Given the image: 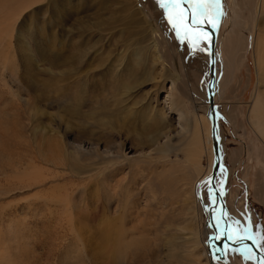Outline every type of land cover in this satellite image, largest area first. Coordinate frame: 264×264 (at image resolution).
Instances as JSON below:
<instances>
[{
	"label": "rangeland",
	"instance_id": "obj_1",
	"mask_svg": "<svg viewBox=\"0 0 264 264\" xmlns=\"http://www.w3.org/2000/svg\"><path fill=\"white\" fill-rule=\"evenodd\" d=\"M226 2L217 22L207 24L219 42L222 168L215 181L224 184V211L215 197L214 203L207 199L202 183L215 163L201 134L206 126L212 137L204 102L207 56L183 33L177 37L160 0H0V264H259L248 244L224 245L225 262L208 243L215 229L207 224L206 205L218 203L216 226L233 236L250 227L264 253V140L249 119L258 91L253 39L259 0ZM155 25L164 40L160 65H153L157 52L148 48ZM77 48L87 74L105 71L124 53L141 76L140 90L131 84L132 112L103 116L109 126L99 134H78L80 121L43 89L52 70L60 74L63 53L78 52L77 58ZM135 50L144 53L139 65ZM260 92L264 96V80ZM179 110L191 121L187 130ZM155 114H164L169 126L152 145L153 129L148 139L143 127ZM210 164V174L197 182Z\"/></svg>",
	"mask_w": 264,
	"mask_h": 264
},
{
	"label": "bare ground",
	"instance_id": "obj_2",
	"mask_svg": "<svg viewBox=\"0 0 264 264\" xmlns=\"http://www.w3.org/2000/svg\"><path fill=\"white\" fill-rule=\"evenodd\" d=\"M183 1H184L183 4L185 3V5H183V6L188 11V14L190 17V13H191L190 2H189V0H183ZM226 1H227L226 3L228 5H231L232 0H226ZM256 12L258 13L257 14L258 28H257V33L254 36L253 40H254V56H255L256 63H257V71H258V82H257L258 85L256 87L258 91H254L253 95H252V102H251L249 119L252 123V126L255 128L257 133L264 140V96L260 92L261 84L263 83V80H264V0H259V6L257 7ZM255 26H257V25H255ZM157 27H158L157 25L154 26V30H152V34H151V38H150V40H152V41H150L148 44V48L150 50L154 49V53H156L158 51V48L164 42V40H161L163 38L161 37V34L157 30ZM206 29H208L207 24H202L200 27V31L201 32H207L208 36H207V39L202 38L201 41H197V45L199 47L204 48V50H205L204 54L207 56L206 66H208V69L210 70L209 62H210L211 33H210V31L208 32L209 29L208 30H206ZM215 32H216V29H215ZM216 39H217V34H216ZM218 43L219 42L217 40V45H216V54H217V58H216V82L215 81L213 82V86H214L215 90L217 88V84L219 83L218 78H217V75L219 72V70H218L219 58H218V51H217L218 45H219ZM242 47H243V45H240V44L238 45L239 49H241ZM119 49H121V47ZM122 49H123V47H122ZM77 50H80L79 55H77L79 57H77V58L74 57V55L78 52H75L73 54L63 53V55L61 56V59L63 61V66L60 69V71H61L60 74H58V73L54 72V70H52L53 73H51L52 76H50V78H49L50 81H49V83L44 84L43 89H45L47 92H49V94L51 93V95H53V94L55 95V103H57L59 105V107L64 110L63 113L65 115L77 118L80 121V124H81L83 129L81 131H79L78 134H80L81 136H83L87 133L99 134L100 131L102 132V131L107 130V128H104V125L109 126L108 122L105 121L103 123V121H104L103 116L110 115V114H117L118 115V114H121L122 112H126L127 116H128V113L131 111V105H128V101L130 100L132 93L135 92V90H133L134 88L131 86V84H135L138 87L137 90L138 89L140 90L142 82L138 84V82H139L138 78H141V76L140 75L138 76L139 73H137L134 69L132 70V66H131L132 64H130L128 58H126L125 56H124L125 58H121L124 53H122V55H121V53H118V55H120V56H118V58H114L113 62L112 61L110 62L112 65L106 66L105 71H98V72H96V74H93L94 72H92V75L87 74L86 71L82 70L83 63H84L83 61H86L85 60L86 57H84L85 54L83 53L82 49L77 48ZM143 54L144 53H142L140 50H135V55H137L140 58V59H138V58L136 59V61H135L136 65H139L141 63L140 60L142 59L141 57ZM113 55H115V54H113ZM133 55H134V53H133ZM56 56H57V54H56ZM58 56H60V55H58ZM162 56H163L162 54L157 52L155 59H153V61H152V63H154L153 65L163 64L161 61ZM131 57H133V56H131ZM77 59H80L79 67L77 69H74V68H72V65L75 63V61ZM100 59L101 58H98V60H100ZM102 60L103 59H101V61ZM100 63L103 64L105 62H99V64ZM54 66H55V64H54ZM54 66H52V67H54ZM111 74H113V75H111ZM97 75H99V76L97 77ZM211 80L212 79L210 78V74H209L207 77V80L204 84V91H205L204 93H205V98H206V100L204 102H205V106L208 108V112H209L208 114H210V103H209V99H208V90H209L210 83L212 82ZM35 90H37V89H35ZM215 95H216V93H215ZM42 98H44V96ZM214 99H215L214 103L216 104V108H217L215 96H214ZM196 100H198V99H196ZM40 102H41V100H40ZM132 104H134V102ZM134 106L135 105H133V107ZM123 108L126 110L124 111ZM198 108H199V106L195 107L196 110ZM202 108H203V106H202ZM40 110L41 109L39 108L37 101H35L34 111L36 113H38V112H40ZM185 113L186 112H184L183 110H179L178 111V115H179L178 120L179 121H186V123H182V127H183V129L187 130L191 127V121L187 117L185 118V116H186ZM127 116L126 117L122 116V118H127ZM210 116H211V114H210ZM110 117H111V115H110ZM160 118H161V121H160ZM118 119H121V118H118ZM210 119H212V117ZM131 120H133V119H131ZM151 120L152 121L156 120L157 125H154V123L150 124ZM66 122L67 123L65 124L66 125L65 128L70 123L67 120V118H66ZM144 123H145V125H144L143 129L146 130L145 132L148 136V139H149V136L151 134L150 133L148 135V132L150 131V129H153L152 134H151V136H153L152 145L158 144L159 139H162L164 136H166L168 134V131H164V129H167L169 126L164 114L161 116H159V114H155L153 117L151 116V117L147 118V120L144 121ZM217 124H218V118H217ZM125 125H127V124H125ZM201 134L203 136V141H204V143L203 142L202 143L204 144V147L206 148V150L209 152V158H210V161H212L213 155H212L210 150H214L213 149V136L212 137L210 136L209 129L206 126L204 127V130ZM211 134H212V128H211ZM138 135H140L139 137L142 138L141 136L143 134L140 133ZM198 136H199V133H198ZM197 145L198 146L200 145V136L198 138V144ZM214 156H215V154H214ZM220 159L222 160V155H220ZM213 160H214V158H213ZM60 164L58 163V165H60ZM56 167H57V165H56ZM211 170L212 169H211V164H210L208 169L205 172L200 173L201 177L197 180V182H201L202 180H204L206 178V176L208 174H210ZM219 170H218L217 177L220 173ZM230 172L231 171L228 170L226 172V174H227L226 176H228L230 174ZM215 185H217V189L219 192V197L216 198V202L220 201L221 204H224V198H223L224 197V194H223L224 184L220 185V183L215 181ZM198 196H199L198 198L203 197L202 195H198ZM202 204L205 205L206 202L203 201ZM210 206L213 207V213H214V206L215 205L211 203ZM208 226L210 227V230L212 231V228H214V227L210 223L208 224ZM216 231H217V229H215V232ZM221 231H223V230H221ZM192 234H193V241L195 243H197V240H198L197 236L194 233H192ZM203 235H206V230H204ZM231 241L237 242L235 239H233ZM208 243H209V239H208ZM244 245H246V244L243 242V244H241V246H244ZM258 260H259L258 262L260 264H264V257L260 256L258 258ZM221 261H226V259L221 260Z\"/></svg>",
	"mask_w": 264,
	"mask_h": 264
},
{
	"label": "snow or ice",
	"instance_id": "obj_3",
	"mask_svg": "<svg viewBox=\"0 0 264 264\" xmlns=\"http://www.w3.org/2000/svg\"><path fill=\"white\" fill-rule=\"evenodd\" d=\"M160 7L167 10L168 22L176 32L177 37H181V33H183L182 39L187 40L193 46L194 51L204 50V48L197 45V41H201L202 38L207 39L208 36L207 32L200 31L201 25L215 24L218 17L223 15L222 0H193L190 5V17L186 15L187 10L184 9L182 0H160ZM202 183L207 189V199L214 203L217 188V185L214 184V178L210 176ZM235 223L238 224L239 222ZM239 232H242L243 236H240L239 233L233 236V233L227 227L221 231L219 225H217V232L212 239L221 240L226 237L228 240L235 239L241 244H243L245 238L254 239L250 227L239 229ZM260 239L264 240V236H260ZM209 246L212 247L211 244Z\"/></svg>",
	"mask_w": 264,
	"mask_h": 264
},
{
	"label": "water",
	"instance_id": "obj_4",
	"mask_svg": "<svg viewBox=\"0 0 264 264\" xmlns=\"http://www.w3.org/2000/svg\"><path fill=\"white\" fill-rule=\"evenodd\" d=\"M184 5H185V3H184ZM208 29L211 33L210 73H211V79H212L211 80L212 82L210 83L209 90H208V99H209V103H210V114L212 117L213 149H214V154L216 156L215 160H214L215 163L213 166V172L211 174V177L214 178V184H215V179H216V176L218 174V170L220 169V166H221L220 143H219V137H218V124H217L218 114H217L216 104L214 103V101H215L214 96H215L216 90L213 86V82L214 81L216 82V58H217L216 45H217V39H216V32H215L214 27L208 26ZM218 197H219V192H218V189L216 188L215 198H218ZM217 204L218 203H215V205H217ZM222 208L225 210L226 206L224 204H222ZM206 209L208 211L207 224L210 223L215 229H217V226H216L215 220H214L213 207L210 205H206ZM216 232L214 234L209 235V245L210 244L212 245V247L209 246V248H210V251L212 252V254L215 258L220 259V260H225L226 259V253L224 251V245H232L233 247H241V243L233 242L231 240H228L226 237H224L221 240L212 239V237L216 234ZM243 242L245 244H248L251 246V250H252L253 254L255 255L257 261H258V258L260 256L264 257V253H262V251L258 249V247L255 245V243L252 239L245 238Z\"/></svg>",
	"mask_w": 264,
	"mask_h": 264
},
{
	"label": "crops",
	"instance_id": "obj_5",
	"mask_svg": "<svg viewBox=\"0 0 264 264\" xmlns=\"http://www.w3.org/2000/svg\"><path fill=\"white\" fill-rule=\"evenodd\" d=\"M231 247V246H230ZM233 247V246H232ZM224 250H225V248H224ZM226 253V252H225ZM227 257V256H226ZM228 260H227V258H226V261L225 262H227ZM237 262H240V260L237 258Z\"/></svg>",
	"mask_w": 264,
	"mask_h": 264
}]
</instances>
